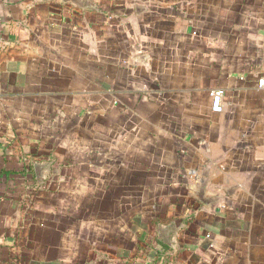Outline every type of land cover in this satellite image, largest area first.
I'll return each mask as SVG.
<instances>
[{
  "label": "crops",
  "instance_id": "crops-1",
  "mask_svg": "<svg viewBox=\"0 0 264 264\" xmlns=\"http://www.w3.org/2000/svg\"><path fill=\"white\" fill-rule=\"evenodd\" d=\"M261 80L264 0H0V264H264Z\"/></svg>",
  "mask_w": 264,
  "mask_h": 264
},
{
  "label": "water",
  "instance_id": "water-1",
  "mask_svg": "<svg viewBox=\"0 0 264 264\" xmlns=\"http://www.w3.org/2000/svg\"><path fill=\"white\" fill-rule=\"evenodd\" d=\"M64 3H70L75 5L76 7H84L86 0H63ZM46 177V173L40 175V179L44 180ZM200 199L203 203L208 204L207 201L203 197L200 196ZM159 240L169 247L175 246V237L169 227H162L159 231Z\"/></svg>",
  "mask_w": 264,
  "mask_h": 264
},
{
  "label": "built area",
  "instance_id": "built-area-1",
  "mask_svg": "<svg viewBox=\"0 0 264 264\" xmlns=\"http://www.w3.org/2000/svg\"><path fill=\"white\" fill-rule=\"evenodd\" d=\"M260 87H264V80L259 82ZM212 111L214 113H222L224 111L223 105V91H214L212 93Z\"/></svg>",
  "mask_w": 264,
  "mask_h": 264
}]
</instances>
